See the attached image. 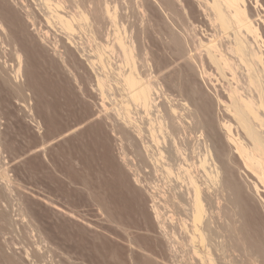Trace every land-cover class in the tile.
I'll use <instances>...</instances> for the list:
<instances>
[{"label": "rangeland", "instance_id": "374dc122", "mask_svg": "<svg viewBox=\"0 0 264 264\" xmlns=\"http://www.w3.org/2000/svg\"><path fill=\"white\" fill-rule=\"evenodd\" d=\"M7 1L0 0V20L9 34L6 35L7 33L0 30V264L6 263L4 257L12 259L15 264L192 263L191 255L186 252L189 247L182 246L185 243L179 240V236L177 241L184 253L174 255L170 252L163 233L153 220L149 208L153 193H158L156 198L159 205L165 207L163 201L170 194V189L174 188L175 182H171L173 176L161 171L159 165L146 163L148 159L143 155L144 152L141 154L135 150L137 146L138 149L142 146L141 140L134 138L133 133L126 127L122 126L121 129L119 124L122 123L113 120V115L109 117L113 114L110 112H113L110 105L114 108L122 100L118 98V90H114L112 95L107 93L103 100L96 74L86 64L81 52L71 43L68 44L72 42L68 38L69 34L54 20H47L48 10L42 2L24 0L34 13L38 30L34 32L26 20L25 12L11 2L12 5H9ZM129 1L109 0L112 8H119L118 16L122 14L117 20L120 32L136 39L133 54L136 65L142 72L154 71L153 81H158L154 83L161 84L159 88H164L166 93L168 91L167 94L172 98H181L177 86L180 87L183 80L188 79L191 83H188V87H191V81L194 80L189 78L193 75L185 76V79L184 75L181 76L184 74L181 69L184 64L177 60L178 56L166 45L165 36L170 25L168 28L167 26L171 23L169 11L167 14L160 0ZM195 1L189 0V8L192 5L193 11L198 10ZM246 1L252 13L254 12L263 35L264 0H260L262 7H257L254 0ZM37 3L40 5L37 6ZM65 5L68 6L67 3ZM195 16H198V19L195 17L197 24L199 21L202 24L204 18L199 14ZM83 33L87 36L84 35V39L80 36ZM45 34H48L47 43L43 44L41 38ZM72 38L80 44H86L85 47L89 46L86 31H81ZM13 42L20 43L13 47ZM15 49L19 52L18 56L22 57L21 66L24 70L17 77L15 71L19 66V57ZM118 60L116 57L115 63ZM119 63L122 67L125 65ZM143 64L146 65L145 68ZM126 68L128 69L127 65ZM194 79L201 81L200 78ZM200 83L203 85V82ZM170 90L175 91V95L178 92V96L173 97ZM184 90L182 94L186 96ZM114 98H118L117 104ZM117 106L115 108L119 107ZM143 114L139 112L136 115L139 121L146 119ZM123 157L130 162L132 173L122 164ZM134 175L139 176L137 177L141 184L135 185ZM254 179L252 177V182H256ZM151 186H157L158 190H153ZM259 186L261 197L264 198V188L260 184ZM251 208L255 209L250 211L251 214H256L253 215L252 222L247 221V233L250 232L248 238L263 243V206L254 198ZM164 209V213L169 210ZM168 216L169 214L165 218ZM222 239H219L220 242ZM211 249L213 251V247ZM212 251L211 259L217 262L218 255L215 249V252Z\"/></svg>", "mask_w": 264, "mask_h": 264}, {"label": "bare ground", "instance_id": "6f19581e", "mask_svg": "<svg viewBox=\"0 0 264 264\" xmlns=\"http://www.w3.org/2000/svg\"><path fill=\"white\" fill-rule=\"evenodd\" d=\"M39 1L48 10L47 20L49 22L54 20L69 34L66 33L72 42L68 44L71 43L81 52L79 53L87 61L86 64L96 74V82L103 100L106 99L107 93L111 94L114 90L120 93L121 97L116 93L118 98L122 99L119 107L114 104L118 107L114 109L110 105L113 110L110 112L113 114L108 116L110 118L114 116L113 120L122 123L119 124L121 129L122 126L126 127L133 133L134 138L141 140L142 146L140 145L139 149L137 146L138 150H135L141 154L144 152L143 155L145 154L148 159L143 160L144 162L159 165L161 171L173 176L171 182H175L174 188L169 190L170 194L165 196L163 201L166 206L159 205L160 202L156 198L158 193L153 191L152 205L149 207L170 252L174 255L184 253L177 241L179 236V240L185 243L182 246L189 247L186 252L191 255L193 262L190 264H264V241L263 243L252 241L253 238H248L250 232L247 233L249 227L247 221L252 222L256 214L255 212L254 216L251 214L254 209L251 208L254 198L264 209V198L261 197L259 186L260 184L264 188V34L262 35L260 25L258 26L247 1L196 0L198 10L195 11L192 10V5L189 8V0L159 1L162 2L160 4L164 6L166 13L169 11L171 16V23L168 20L170 24L167 28L169 25L170 27L166 28L168 31L165 36L166 45L178 56L177 60L184 64L181 68L184 74L181 72V76L184 75L185 79V76L193 75V78H189L194 80L191 81L193 83L191 87H188V79L183 80L180 87L177 86L180 90L177 91L181 92L182 96L175 99L168 95L167 89L168 94L164 88H159L161 84L154 83L158 82L153 81L154 71L151 73L150 68L151 71L146 68L149 73L144 69L148 74L140 71L133 55L136 39L133 40L135 37L132 39L120 32L117 20L122 14L118 16L119 8L116 6L112 8L109 0H37ZM10 2L25 12L31 29L37 32L34 13L30 6L24 0L18 2L9 0V5H12ZM254 2L257 7H262L260 0ZM39 5L37 3V6ZM196 14L204 18L202 24L198 22L202 27L196 22L198 19ZM0 30L9 35L2 20ZM81 31H86L89 37L88 42L86 41L89 43L88 47L72 38ZM47 35L41 38L43 44L47 43ZM84 35L86 36L85 33L80 36L84 39ZM92 42L95 45H92ZM17 43L13 42V47L17 46ZM137 47L139 49V46ZM15 53L19 55L17 50ZM20 56L19 60L17 58L19 66L15 71L16 77L24 71ZM116 57L117 60L120 58L122 60L115 63ZM119 62L125 65L122 67ZM126 65L128 69H125ZM194 77L200 78L203 85ZM183 90L186 96L182 94ZM170 91L172 94L175 92ZM179 98L180 100H177ZM117 100L115 99V103ZM103 106L106 110V106L104 104ZM139 112L144 113L145 120L137 119L136 115ZM130 141L132 142V139ZM125 157L122 158V164L127 166L129 172H133L130 162ZM3 173L6 175V171ZM134 176L135 185L141 184L139 176ZM252 177L257 183L252 182ZM156 187H152L153 190L157 191ZM163 208L169 210L164 213ZM167 214L169 216L165 218ZM214 242L215 244H212ZM211 245L218 255L217 262L211 259ZM4 258L5 264H15L12 259ZM39 258L41 259V256Z\"/></svg>", "mask_w": 264, "mask_h": 264}]
</instances>
